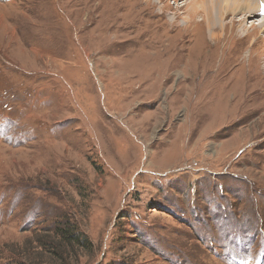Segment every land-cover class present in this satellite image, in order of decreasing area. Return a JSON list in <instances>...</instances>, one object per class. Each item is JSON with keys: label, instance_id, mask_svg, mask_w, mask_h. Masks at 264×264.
<instances>
[{"label": "rangeland", "instance_id": "rangeland-1", "mask_svg": "<svg viewBox=\"0 0 264 264\" xmlns=\"http://www.w3.org/2000/svg\"><path fill=\"white\" fill-rule=\"evenodd\" d=\"M189 2L0 0V264H264V0Z\"/></svg>", "mask_w": 264, "mask_h": 264}, {"label": "bare ground", "instance_id": "bare-ground-1", "mask_svg": "<svg viewBox=\"0 0 264 264\" xmlns=\"http://www.w3.org/2000/svg\"><path fill=\"white\" fill-rule=\"evenodd\" d=\"M125 0H114V4L117 5L119 8L122 7L124 9L125 5L122 3ZM128 1V0H127ZM155 2H161V0H150ZM263 1V0H262ZM261 0H190L189 2V9L188 14L189 16H186L183 21V27L191 26L193 23V19L196 16H201L199 19L200 22H206L207 29L209 30V34L211 35L212 39H217V34L214 32V30L217 27H223V19L224 15H235L242 12L243 14L248 12V15L245 14L243 18H240L239 21L246 23L248 22V19L250 17H253L254 15H260L261 6H262ZM116 11V10H115ZM117 12V11H116ZM162 12V11H161ZM150 15H153L152 13H148ZM161 14V13H160ZM163 14V13H162ZM254 20V19H253ZM174 21L175 20H167V23H169V27L174 29ZM234 21V19H233ZM261 23H264V18L261 20ZM219 25V26H218ZM261 25V24H259ZM262 28L264 29V24L262 25ZM219 29V28H218ZM250 29V28H249ZM249 29L245 28V25L243 24L238 27V29L233 27V32L236 31L237 34L241 33L242 37L246 38L249 33ZM257 29V28H256ZM207 30V31H208ZM254 30V29H253ZM251 35V34H250ZM168 36V35H167ZM243 38V39H244ZM264 38V37H263ZM241 39V38H240ZM261 39V37H260ZM159 40V39H158ZM263 40V39H262ZM160 46L164 44V41H158ZM213 42V40H212ZM257 43V42H256ZM263 43V42H262ZM179 42H175L174 45L170 47V50H175L174 48H178ZM211 47V46H210ZM210 50V49H209ZM236 50V49H235ZM180 51V50H179ZM198 51V50H197ZM234 51V50H233ZM169 52V51H168ZM214 52V51H213ZM235 52V51H234ZM233 52V53H234ZM180 53V52H178ZM197 53V52H195ZM201 55V54H200ZM208 56H211L207 54ZM221 55V54H220ZM232 55V52H231ZM198 56V55H197ZM175 57V56H174ZM179 57V56H178ZM199 57V56H198ZM201 58V57H200ZM232 58V57H231ZM251 58V57H250ZM253 59V58H252ZM251 59V60H252ZM175 60V59H174ZM234 60V59H233ZM250 61V60H249ZM255 61V60H254ZM253 61V62H254ZM256 63V62H255ZM251 64V63H250ZM245 65V63H244ZM247 65V64H246ZM245 65V66H246ZM254 65V64H253ZM249 66V65H248ZM252 66V65H251ZM259 66V65H258ZM259 68V67H258ZM249 69L251 70V67L249 66ZM253 70V68H252ZM260 73V72H259ZM253 74V73H252ZM255 74V73H254ZM263 74V73H262ZM251 76V75H250Z\"/></svg>", "mask_w": 264, "mask_h": 264}, {"label": "trees", "instance_id": "trees-1", "mask_svg": "<svg viewBox=\"0 0 264 264\" xmlns=\"http://www.w3.org/2000/svg\"><path fill=\"white\" fill-rule=\"evenodd\" d=\"M72 228H74L73 226H72ZM66 238H68L69 240L71 239V238H75L76 240H78L79 241V235L76 233V231L74 230V231H72V233L71 234H63Z\"/></svg>", "mask_w": 264, "mask_h": 264}]
</instances>
